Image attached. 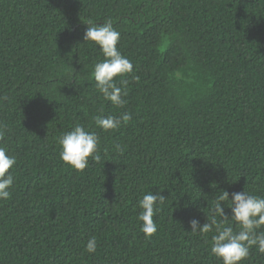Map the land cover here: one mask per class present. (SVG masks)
Segmentation results:
<instances>
[{
  "label": "trees",
  "instance_id": "obj_1",
  "mask_svg": "<svg viewBox=\"0 0 264 264\" xmlns=\"http://www.w3.org/2000/svg\"><path fill=\"white\" fill-rule=\"evenodd\" d=\"M106 18L133 64L116 78L123 108L97 90L104 57L83 41L88 21ZM125 111L118 130L95 125ZM0 122L17 161L0 201V264H223L215 231L188 221L210 222L222 191L264 197V0H0ZM78 124L100 138L101 159L83 172L57 143ZM150 191L166 198L146 239L138 202ZM225 226L239 231L231 217ZM240 264L264 253L253 246Z\"/></svg>",
  "mask_w": 264,
  "mask_h": 264
},
{
  "label": "clouds",
  "instance_id": "obj_2",
  "mask_svg": "<svg viewBox=\"0 0 264 264\" xmlns=\"http://www.w3.org/2000/svg\"><path fill=\"white\" fill-rule=\"evenodd\" d=\"M88 27L84 33L83 41L93 42L99 47L104 59L96 62L93 68L96 88L111 104L117 108H123L127 101L124 99L128 91L121 80V86H117L116 78L123 77L133 72L132 62L124 56L118 48L121 34L113 27L111 18H106L102 24L88 21ZM132 119L130 112H123L119 116L102 114L94 116L95 125L104 131L118 130L127 125ZM7 125L0 122V141L4 140ZM60 146L59 158L68 166L78 172H83L89 166V158L100 161V138L87 130L83 125H76L70 131L64 132L57 138ZM116 148L123 152L120 145ZM16 157L8 154V149L0 143V201L11 197L9 189L14 183V167ZM12 169V170H10ZM165 198L159 192L151 191L143 195L139 200L141 211L137 219L142 221L141 231L146 239H150L156 232L158 225L153 217L160 211ZM230 200L231 215L225 212L221 202ZM213 219L203 225L193 217L188 221L191 232L206 234L215 231L212 236L211 253L221 259L223 264H240L250 256V249L255 246L260 253H264V231H257L264 226V197L252 195L249 192H233L229 199V192L222 191L214 208L211 209ZM220 217L218 221L215 217ZM239 227L234 231L232 226H225L228 218ZM97 238L88 239L85 250L89 254H95L97 250Z\"/></svg>",
  "mask_w": 264,
  "mask_h": 264
}]
</instances>
